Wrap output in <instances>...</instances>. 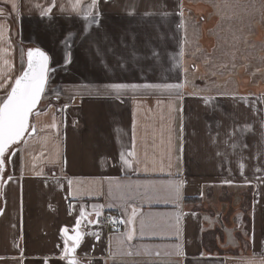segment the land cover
I'll return each instance as SVG.
<instances>
[{
    "label": "crops",
    "instance_id": "0c3cea01",
    "mask_svg": "<svg viewBox=\"0 0 264 264\" xmlns=\"http://www.w3.org/2000/svg\"><path fill=\"white\" fill-rule=\"evenodd\" d=\"M74 2L0 0V104L26 46L56 69L34 133L8 155L0 264H264V91L189 85L186 0H100L92 25L90 0L79 17ZM106 211L122 230L96 225ZM65 228L82 232L74 257Z\"/></svg>",
    "mask_w": 264,
    "mask_h": 264
},
{
    "label": "rangeland",
    "instance_id": "374dc122",
    "mask_svg": "<svg viewBox=\"0 0 264 264\" xmlns=\"http://www.w3.org/2000/svg\"><path fill=\"white\" fill-rule=\"evenodd\" d=\"M185 39L187 81L199 80L196 91H264V66L263 74L243 67L247 56L264 61V0H186Z\"/></svg>",
    "mask_w": 264,
    "mask_h": 264
},
{
    "label": "snow or ice",
    "instance_id": "6c2138e0",
    "mask_svg": "<svg viewBox=\"0 0 264 264\" xmlns=\"http://www.w3.org/2000/svg\"><path fill=\"white\" fill-rule=\"evenodd\" d=\"M81 2L82 0H75V2L72 3V10L77 13L78 17L81 15ZM99 4L100 0H90V3L85 6L86 11H83L82 19L87 21L88 25L99 23L97 19ZM55 7L56 5L53 2L42 15L51 18L52 9ZM75 40V33L69 31L61 41L66 50V55L64 63L60 65V67L65 70H67V65L71 63L70 50ZM49 64V55L39 47L34 50H29L27 52L26 70L15 80L14 86L7 95V99L0 104V172L4 170L6 151L11 145L19 143L24 138L25 133L29 131V117L45 91L49 80V72H54L56 70L55 68L50 69ZM110 87L112 91L119 92L128 86L124 84H113ZM146 87L150 86L146 85ZM168 87L172 88L176 86L169 85ZM0 186H2V184H0ZM135 214L136 211L133 209V218ZM64 231L67 233L68 229L65 228ZM134 232L135 228L133 227L127 236V240L131 241L134 238ZM70 239L74 241V245H79L81 234L77 231L76 235L70 237ZM68 251L74 252L75 246L72 249H66V254ZM70 264H77V262L75 260H70Z\"/></svg>",
    "mask_w": 264,
    "mask_h": 264
},
{
    "label": "water",
    "instance_id": "95a60500",
    "mask_svg": "<svg viewBox=\"0 0 264 264\" xmlns=\"http://www.w3.org/2000/svg\"><path fill=\"white\" fill-rule=\"evenodd\" d=\"M35 48H37V47H31V48H28L27 50H26V52H25V60H26V62H25V66H24V68H23V70L21 71V73L19 74V76L17 77V78H19L20 77V75H22V73L26 70V68H27V52L29 51V50H34ZM40 48V47H39ZM41 49V48H40ZM42 51H44L46 54H48L45 50H43V49H41ZM49 55V54H48ZM49 68H50V64H49ZM13 86H14V84H13ZM12 86V87H13ZM46 87H47V85H46ZM11 90V89H10ZM45 91H46V88H45ZM45 91H44V93L42 94V96H41V99H40V101L38 102V104H37V106L33 109V112H32V114L30 115V117H29V131L28 132H26L25 133V135H24V138L19 142V143H17V144H13V145H11L10 147H9V149L6 151V153H5V158H6V156L9 154V152L14 148V147H16V146H18V145H20V144H22L29 136H31L33 133H34V128L32 127V123H33V115L40 109V106H41V104H42V101H43V99H44V95H45ZM9 93H10V91H9ZM8 93V94H9ZM7 99V96H6V98L3 100V102L5 101ZM2 102V103H3ZM1 103V104H2ZM5 158H4V160H5ZM5 170H6V161H5V166H4V170L2 171V172H0V184H2L3 185V182H4V173H5ZM1 196H2V186H0V199H1ZM77 231H79V233L81 234V237H82V232L79 230V229H75V230H72V231H68L67 233H66V236H67V238L73 243V246L72 247H70L69 249H72L74 246H75V249H76V246L77 245H74V241L73 240H71L70 239V237H72V236H75L76 235V232ZM68 254H69V256L70 257H74V252H72V251H68Z\"/></svg>",
    "mask_w": 264,
    "mask_h": 264
},
{
    "label": "built area",
    "instance_id": "2783aa9c",
    "mask_svg": "<svg viewBox=\"0 0 264 264\" xmlns=\"http://www.w3.org/2000/svg\"><path fill=\"white\" fill-rule=\"evenodd\" d=\"M95 223L96 225L102 228L111 229L115 231L122 230L125 224L124 216L121 213L110 211L97 213L95 217Z\"/></svg>",
    "mask_w": 264,
    "mask_h": 264
},
{
    "label": "trees",
    "instance_id": "16d2710c",
    "mask_svg": "<svg viewBox=\"0 0 264 264\" xmlns=\"http://www.w3.org/2000/svg\"><path fill=\"white\" fill-rule=\"evenodd\" d=\"M31 47H34V46H26L24 49L25 51L28 49V48H31ZM33 127V125H32ZM9 155V154H8ZM8 155L6 156L5 158V161H6V170H5V173H4V180L8 177L9 175V161H8Z\"/></svg>",
    "mask_w": 264,
    "mask_h": 264
}]
</instances>
